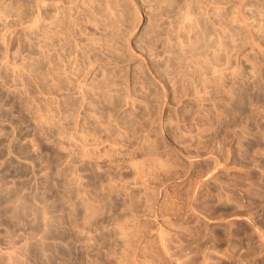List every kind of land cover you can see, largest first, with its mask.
Wrapping results in <instances>:
<instances>
[{
	"label": "rangeland",
	"instance_id": "rangeland-1",
	"mask_svg": "<svg viewBox=\"0 0 264 264\" xmlns=\"http://www.w3.org/2000/svg\"><path fill=\"white\" fill-rule=\"evenodd\" d=\"M0 264H264V0H0Z\"/></svg>",
	"mask_w": 264,
	"mask_h": 264
},
{
	"label": "bare ground",
	"instance_id": "bare-ground-1",
	"mask_svg": "<svg viewBox=\"0 0 264 264\" xmlns=\"http://www.w3.org/2000/svg\"><path fill=\"white\" fill-rule=\"evenodd\" d=\"M142 167V166H141ZM139 175V174H138ZM262 239V238H261ZM263 240V239H262Z\"/></svg>",
	"mask_w": 264,
	"mask_h": 264
}]
</instances>
